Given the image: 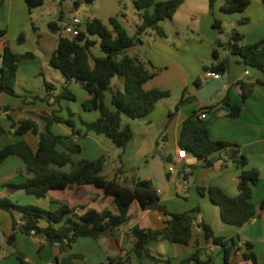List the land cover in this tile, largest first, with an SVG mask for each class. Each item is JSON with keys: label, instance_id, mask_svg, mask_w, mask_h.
<instances>
[{"label": "crops", "instance_id": "0c3cea01", "mask_svg": "<svg viewBox=\"0 0 264 264\" xmlns=\"http://www.w3.org/2000/svg\"><path fill=\"white\" fill-rule=\"evenodd\" d=\"M75 1V0H74ZM67 8L65 25L70 18L78 17L85 11L88 19L98 18L106 21L112 16L122 13V23L126 16L122 11V0H96L93 10L90 5L80 4ZM132 2V0H130ZM160 1V0H157ZM222 0L211 9L209 0H184L174 13L171 20L162 22L166 33L165 38L154 32L142 35V43L127 50V55L138 58L148 71L155 75L143 84V89H161L170 92V97L160 100L153 111L147 116L132 119L121 115V125L128 126L132 131V138L125 146L120 161L119 149L104 135L87 132L83 137L73 136L81 146V152L73 155L75 160H94L101 156L106 159L102 175L108 180L133 187L139 180H151L159 195V203L168 212H190L194 218V226L190 241L178 244L169 241H156L148 245L151 255L169 259L174 263L189 257L196 249L205 248L207 254L214 257V264H264V210H258L259 203L264 199V83L263 73L244 64L238 55L226 49H218L219 59L227 58L229 69L219 79H226L222 89L204 101L195 96L199 88L194 86L196 80L201 86L207 79L205 67L215 63L213 49L216 40L226 42L232 30L242 35L241 45H250L264 39V5L261 0H250L249 5L240 12L225 13L221 10ZM32 10H29L25 0H3L0 7V66L1 54L7 44L21 34L29 32L33 39V51H14L18 54L32 53L33 57L19 62L15 79V96L0 93V150L20 140L25 141L32 151L38 148V139L31 132L22 135L17 133L22 120H32L38 129L45 128L44 117L53 113L63 119H72L75 130L82 133L85 127L81 122H92L99 117L98 110H85L83 103L90 99V95L82 85L75 80L67 82L59 71L49 65V59L56 48L59 32L54 33L48 28H41L33 22ZM134 23V29L139 23ZM71 19V21H72ZM247 19L243 23L240 20ZM214 20L220 21V28L213 26ZM53 22V21H52ZM71 23V22H70ZM32 24V25H31ZM65 25H59L63 28ZM81 29V27H80ZM93 40L98 41L93 37ZM95 57H103L98 45L92 49ZM60 75V76H58ZM56 82V84H54ZM239 82L253 83L251 95L242 102ZM45 83L55 86L53 96L57 95L63 86L72 92L75 99L61 98L54 101V97L47 98ZM113 92H123V79L114 77L110 90L104 93V103L111 109ZM194 98L175 112L169 120V113L174 110L182 94ZM228 97L231 105H241L240 114L236 117L229 115L230 107L221 100ZM198 116L205 114L199 124L215 140H226L239 145L241 152L247 158V169H256L259 181L252 189L251 201L257 209L256 215L241 227L223 223L219 208L213 204L207 195H199L196 188L217 187L230 197L238 195V181L240 169H237L223 153H215L212 166L205 167L202 162L188 154L184 160H177L179 136L183 122L194 112ZM51 132L55 135H71L72 128L65 123H53ZM59 150H62L59 147ZM161 159L164 162L168 181L161 185L154 180L151 168L152 160ZM175 161L177 173L170 174L166 165ZM191 167L193 169L191 170ZM70 170V165L62 168ZM119 170V171H118ZM191 174L186 179L181 172ZM33 177L26 169L25 163L15 155L7 156L0 163V198H8L21 205H34L44 210H55L60 203L70 208L94 209L97 212L109 210L117 213L113 204V197L102 189L91 184H74L65 189L48 191L43 198L27 195L22 190H9L7 185H17ZM113 207L114 211L110 208ZM167 217L161 212L143 209L138 201H133L128 210V221L118 227L108 236L98 240L80 238L71 245L67 252H60L57 244H47L43 238L27 235L13 230L11 215L0 209V264H21L18 256H22L27 264H60L63 259L71 255H78L71 264H102L109 257L127 255V264H154L152 260H139L133 253L130 239L124 236L125 231L138 226L142 229L162 230L166 226ZM44 225L45 223L42 222ZM201 224L208 225L216 236L226 240H234L237 245L250 244V251L255 254L256 262L245 260L242 250L230 254L224 262L221 247L207 241ZM15 234L14 244L7 242V237Z\"/></svg>", "mask_w": 264, "mask_h": 264}, {"label": "trees", "instance_id": "16d2710c", "mask_svg": "<svg viewBox=\"0 0 264 264\" xmlns=\"http://www.w3.org/2000/svg\"><path fill=\"white\" fill-rule=\"evenodd\" d=\"M96 0H75L74 5H91ZM184 0H132L136 9L139 23L135 27L133 35L126 31L121 17L122 13L103 21L98 18L88 19L84 29H80L76 37L68 38L59 35L56 48L53 51L49 65L60 72L63 78L69 82L75 80L82 83L83 89L90 95V99L83 103L85 110H98L99 117L92 122H81L85 127L84 133L75 130L74 121L70 118L63 119L55 113L44 117L46 123L43 131H40L32 120H22L19 123L17 133L22 135L31 132L38 139V148L34 152L28 144L20 140L0 150V163L9 155L18 156L26 165L27 171L33 177L17 185H7L9 190H22L27 195L43 198L48 191L53 189H65L74 184H91L103 190L113 197V204L117 213L109 210L97 212L94 209H80L79 211L60 203L55 210H44L34 205H21L12 202L8 198H0V209L8 212L12 217L13 230L27 235H35L43 238L47 244H57L60 252H67L73 243L80 238L98 240L110 235L118 227L128 221L129 206L133 201H138L143 209L157 210L167 217L166 226L162 230L142 229L138 226L125 231L124 236L130 239L133 253L136 258L142 260L148 258L154 264H214V257L207 254L205 248L196 249L189 257L177 263L169 259H161L150 254L148 245L156 241H169L178 244H187L191 238L194 218L190 212H168L159 203V195L151 180H137L133 187L118 183L116 180H108L102 172L106 159L101 156L94 160H75L73 155L81 152V146L76 143L73 136L83 137L87 132L104 135L109 138L119 149L120 161L125 146L132 138V131L128 126L121 125V115L132 119L147 116L153 111L156 104L170 97V92L161 89L144 90L143 84L151 79L155 73L147 70L145 65L136 57L127 55V50L142 43V35L154 32L161 38L166 37L162 22L171 20L174 13L182 5ZM220 0H209L210 8ZM264 5V0H261ZM221 10L225 13L243 11L250 0H222ZM29 10L43 5V0H25ZM3 0H0V7ZM242 19L239 23L245 22ZM220 21L214 20L213 26L220 28ZM48 28L58 33V23H48ZM3 32H0L2 35ZM96 37L98 41L93 40ZM242 35L232 30L226 42L216 40L213 49L215 63L205 70L224 75L229 69L227 58L219 59L218 49H226L234 55H238L245 65L260 70L264 75V39L260 42L241 45ZM18 43L24 41L21 34L17 38ZM98 45L103 57H95L92 49ZM30 52L18 54L7 44L1 54L0 66V93L15 96V79L19 62L32 58ZM114 77L123 79V92H113L111 104L113 109L104 103V93L110 90L111 80ZM264 83L263 80L259 81ZM48 96L54 97V101L61 98L75 99V96L67 86H63L59 93L53 96L55 86L45 83ZM194 86L201 87V81L196 80ZM241 100L244 102L252 93L254 84L239 82ZM194 96L187 97L183 93L176 103L173 111L169 113V120L182 106L189 103ZM221 102L230 107L229 115L236 117L240 114L241 105H231L229 98L224 97ZM198 111H194L182 124L179 136V146L202 162L205 167L212 166L215 162L211 158L215 153L227 155V159L237 169H240L238 181V195L230 197L217 187L196 188L199 195H207L210 201L218 206L223 223L235 227H241L252 219L257 209L251 201L253 186L259 181V173L256 169H247V158L241 152L239 145L211 138L208 132L199 124ZM53 123H65L72 128L71 135H55L51 132ZM59 147L62 150H59ZM70 165L69 171L62 168ZM193 167H191V170ZM189 172H181L186 179ZM119 171V170H118ZM258 210H264V199L259 203ZM42 222L45 224L43 225ZM204 237L207 241L221 247L224 262L230 254L241 251L234 240H226L216 236L206 224H201ZM15 234L7 237L9 244H14ZM250 244H245L242 257L245 260L256 262V257L250 251ZM79 258L71 255L63 259L60 264H71L72 259ZM21 264H27L22 256H18ZM127 255L115 258L109 257L102 264H127ZM57 264V262H54Z\"/></svg>", "mask_w": 264, "mask_h": 264}, {"label": "rangeland", "instance_id": "374dc122", "mask_svg": "<svg viewBox=\"0 0 264 264\" xmlns=\"http://www.w3.org/2000/svg\"><path fill=\"white\" fill-rule=\"evenodd\" d=\"M73 1L74 0H43L42 6L33 9V12H32L33 22L35 24H37L38 26H40L42 29L47 28L46 27L47 23L52 22V21H55L59 25H62V26L65 25L66 20L62 19L59 16L62 13V15L65 17V15L67 14V8L70 6H73ZM95 4L96 3H92L89 6V8H90L89 10L92 11ZM122 11H123L124 15L126 16V21L123 23V25H124L126 31L128 32V34L133 35L135 32L134 23L138 22L137 11L133 7V4L130 0H122ZM89 12L90 11H85V12L80 14V17H81L80 27H81V29H84V27H85V23L88 20L87 14H89ZM71 19L72 18H70V22H71ZM22 35L24 37V41L22 43H18L17 38L15 39V41H10L11 42V44H10L11 48L14 51H19V50L21 51L22 49H27L28 51H33L32 50L33 39L31 38L29 32L23 33ZM94 38L97 39L96 37H94ZM22 51H24V50H22ZM56 74H60V73H56ZM58 76H60V75H58ZM54 84H56V82H54ZM110 209L112 211H114L113 207H111Z\"/></svg>", "mask_w": 264, "mask_h": 264}, {"label": "water", "instance_id": "95a60500", "mask_svg": "<svg viewBox=\"0 0 264 264\" xmlns=\"http://www.w3.org/2000/svg\"><path fill=\"white\" fill-rule=\"evenodd\" d=\"M227 83L226 79H219V80H206L205 84L201 86L195 96L198 100L204 101L209 97L213 96L217 92H219L222 87ZM82 85L81 82H79ZM151 168L154 171V180L158 181L161 185H164L168 181V176L165 173V166L164 162L161 159L152 160ZM113 234H116V231H113Z\"/></svg>", "mask_w": 264, "mask_h": 264}, {"label": "built area", "instance_id": "2783aa9c", "mask_svg": "<svg viewBox=\"0 0 264 264\" xmlns=\"http://www.w3.org/2000/svg\"><path fill=\"white\" fill-rule=\"evenodd\" d=\"M80 32V19L78 17H74L71 23L65 25L63 28L60 29L59 35L63 37L73 38L76 37ZM205 77L211 80H219L220 75L216 72L207 71L205 73ZM206 117L205 114H201L199 116L200 119H204ZM187 153L184 149H179L176 154L177 160H184L187 157ZM166 171L170 174L177 173V165L175 161H170L166 165ZM195 224V223H193ZM244 249V245H239ZM52 264V263H51Z\"/></svg>", "mask_w": 264, "mask_h": 264}]
</instances>
